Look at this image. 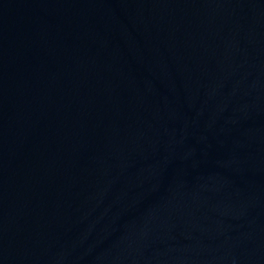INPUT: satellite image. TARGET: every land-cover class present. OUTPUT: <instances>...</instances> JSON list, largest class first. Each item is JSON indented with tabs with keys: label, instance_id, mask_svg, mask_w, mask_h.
<instances>
[{
	"label": "water",
	"instance_id": "obj_1",
	"mask_svg": "<svg viewBox=\"0 0 264 264\" xmlns=\"http://www.w3.org/2000/svg\"><path fill=\"white\" fill-rule=\"evenodd\" d=\"M0 264H264V0H0Z\"/></svg>",
	"mask_w": 264,
	"mask_h": 264
}]
</instances>
